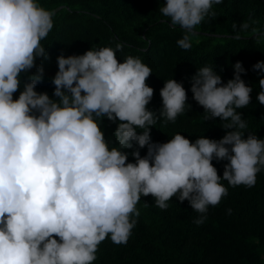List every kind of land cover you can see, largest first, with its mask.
<instances>
[{
    "label": "clouds",
    "instance_id": "clouds-1",
    "mask_svg": "<svg viewBox=\"0 0 264 264\" xmlns=\"http://www.w3.org/2000/svg\"><path fill=\"white\" fill-rule=\"evenodd\" d=\"M221 3L166 0L159 11L182 29L176 43L187 50L197 26L215 17L213 5ZM55 15L41 0H0V264H94L106 238L127 243L144 196L151 194L160 209L173 197L187 200L202 214L194 220L199 225L209 206L228 194L222 180L233 187L256 184L264 170V137L245 131L248 122L239 111L253 92L242 78L243 62L232 64L226 82L216 65L190 77L192 99L205 120L219 118L222 138L192 141L177 132L166 142L153 141L158 119L174 123L191 108L184 81L164 80L161 106L153 110L154 88L146 82L153 69L140 56L121 62L125 45L117 42L92 45L83 54L61 50L52 94L38 91L45 68L37 61L51 59L42 41ZM257 24L251 16L233 23L234 38L251 31L264 45ZM252 70H259L256 100L264 104V60ZM105 119L116 124L111 137ZM213 160L227 161L223 176Z\"/></svg>",
    "mask_w": 264,
    "mask_h": 264
},
{
    "label": "trees",
    "instance_id": "trees-1",
    "mask_svg": "<svg viewBox=\"0 0 264 264\" xmlns=\"http://www.w3.org/2000/svg\"><path fill=\"white\" fill-rule=\"evenodd\" d=\"M55 9L54 28L42 43L51 59L38 60L45 68L38 91L54 90L51 78L57 71L56 56L61 52L83 54L95 46H125L118 57L140 56L153 69L147 79L154 88L149 107L161 106L160 88L164 80L174 76L184 81L191 108H186L176 121L157 120L151 129L153 141L166 142L177 132L194 141L199 135L219 139L226 130L219 118L204 119V109L192 99L190 77L197 68L216 65L226 82L233 76L232 64L243 62L247 69L242 78L253 86L252 100L240 109L248 122L246 132L264 137V104L256 100L259 76L252 65L264 60V45L257 44L251 31L242 32L235 39L233 23L239 25L249 16L256 27L264 28V0H222L213 5L215 17H208L196 28L192 47L182 49L177 39L182 35L179 26L173 27L159 7L166 0H41ZM32 71H35L33 69ZM19 90L14 93L18 97ZM116 124L105 119L103 128L111 137ZM247 136V133L245 134ZM131 151V150H129ZM146 154L147 147L141 149ZM129 160L134 157L129 156ZM227 161L213 160L218 175L223 176ZM228 187V194L215 206H209L207 218L197 225L194 220L201 213L193 210L187 200L176 197L168 201L167 209H160L149 194L137 204L140 216L126 244H115L106 238L98 248L94 264H264V170L257 173L256 184ZM231 209L228 213L227 209Z\"/></svg>",
    "mask_w": 264,
    "mask_h": 264
}]
</instances>
